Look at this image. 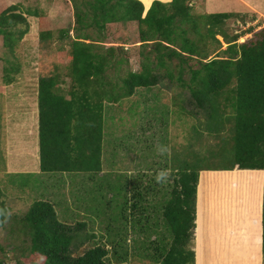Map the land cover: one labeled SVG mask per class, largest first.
Listing matches in <instances>:
<instances>
[{"label": "trees", "instance_id": "16d2710c", "mask_svg": "<svg viewBox=\"0 0 264 264\" xmlns=\"http://www.w3.org/2000/svg\"><path fill=\"white\" fill-rule=\"evenodd\" d=\"M159 1L164 0H84L80 3L71 0L74 26L69 39L68 89L59 87L56 76L41 77L36 86L38 168L41 173L74 172L90 176L101 172L104 110L119 106L139 89L150 91L157 80L155 72L160 69L170 79L169 65L175 61L176 81L187 90L195 107L203 111L205 124L219 129L214 126L208 133L219 134L223 130L218 115L221 104L229 110V115L223 117L229 123L227 132L218 136L217 153L212 155L217 158L220 154H229L231 163L212 169H194L186 161L175 164V177L169 191L162 195L159 208L166 232L159 239L149 240L146 233L150 230L146 225H139L144 223L143 219L132 222L138 233L146 234L145 250H150L152 255L147 253L144 258L149 263L193 264L191 243L198 172L234 167L264 170V26L255 32L253 27H248L239 34L228 35L223 23L231 19L245 23L244 14L192 15L190 4L201 0ZM143 7L148 9L143 12ZM16 10L17 6L11 5L0 12L1 44L9 56L14 55L15 46L28 27ZM115 23L135 24L141 49L138 71L120 68L122 64L127 65L121 57L122 49L100 45L105 39V26ZM248 33H252L249 39L237 42L241 34ZM67 34V30H59L58 39L69 38ZM216 35L225 44L222 50ZM49 36V32L39 34L40 39ZM189 61L194 66H188ZM183 67L188 73L186 81L181 78ZM3 70L7 74L18 69L10 65ZM3 82L8 85L11 78L5 75ZM220 142L224 145L218 148ZM132 196L138 200L132 203L133 208L141 196L138 192ZM8 218L12 226L9 231L24 236L21 242L25 246L17 250L25 254L28 264H112L107 259L109 253L110 258L118 259L110 260L120 264L127 257V251L119 249L121 246L114 239L109 240L115 247L113 251L109 249L111 252L98 245L74 256L83 240L93 235L79 236L76 230L84 224L77 223L76 228H71L60 222L46 202L34 201L21 217L10 218L0 200V227ZM261 254L264 263V195Z\"/></svg>", "mask_w": 264, "mask_h": 264}, {"label": "rangeland", "instance_id": "374dc122", "mask_svg": "<svg viewBox=\"0 0 264 264\" xmlns=\"http://www.w3.org/2000/svg\"><path fill=\"white\" fill-rule=\"evenodd\" d=\"M199 3L190 4L192 15L212 14ZM11 5L17 6L15 12L22 14L28 27L17 42L13 56L2 47L0 38V200L4 208L10 218L21 217L34 201L46 202L60 222L71 228H76L77 223L84 224L76 230L79 236L93 235L83 240L74 256L98 245L113 251L115 247L109 240L114 239L117 246H121L119 249L127 251L125 262L120 264H151L144 258L147 253L152 255L150 250H145L144 236L149 234L151 241L166 233L159 208L162 195L169 191L175 177V164L186 161L194 169H212L231 163L229 154H220L217 158L212 155L217 153L218 136L227 132L229 123L223 117L229 115V110L221 104L218 115L223 130L219 134L208 133V129L216 125L205 124L203 111L195 107L187 90L176 81L178 68L174 61L169 65L170 79L165 70L160 69L155 72L157 80L150 91L139 89L119 106L104 110L101 172L90 176L74 172L13 173V169L18 170L17 142L32 143L35 137L38 79L56 76L59 87L68 89L69 39L73 35L74 17L71 0H0V12ZM146 8L143 7V12ZM245 16V23L239 19L226 20L223 30L234 35L248 27H253L255 32L264 26V19L255 21V17ZM59 30H67L69 38L59 40ZM41 32H49L50 36L40 39ZM103 34L105 39L101 46L124 51L121 57L127 65L122 64L120 68L138 71L141 49L135 24H109ZM251 36L252 33L241 34L237 42L242 43ZM187 37L192 38V34ZM215 38L221 50L224 49L221 37L216 35ZM206 45L210 48L207 41ZM10 65L18 69L16 73L4 72L3 69ZM188 66H194V62L189 61ZM5 75L11 78L8 85L3 82ZM181 78L188 79L186 69ZM223 142L218 148L223 147ZM161 171L168 175L157 181L156 176ZM137 192L140 202L132 208V203L138 201L132 195L137 196ZM139 219L144 223H139ZM133 220L146 225L149 233H138ZM10 222L8 218L0 227V264H28L25 254L17 250L25 246L21 242L24 236L10 232ZM110 255L107 259L114 264L110 259H118Z\"/></svg>", "mask_w": 264, "mask_h": 264}, {"label": "crops", "instance_id": "0c3cea01", "mask_svg": "<svg viewBox=\"0 0 264 264\" xmlns=\"http://www.w3.org/2000/svg\"><path fill=\"white\" fill-rule=\"evenodd\" d=\"M198 2L208 8V13L244 14L255 17V21L264 19V0ZM30 142H17L19 152L15 155L19 171L13 169V173L39 171L37 126ZM263 186L264 170L234 167L198 172L191 243L193 264H264L261 254Z\"/></svg>", "mask_w": 264, "mask_h": 264}, {"label": "clouds", "instance_id": "9594fccd", "mask_svg": "<svg viewBox=\"0 0 264 264\" xmlns=\"http://www.w3.org/2000/svg\"><path fill=\"white\" fill-rule=\"evenodd\" d=\"M151 4V3H150ZM161 151H163V149H161ZM168 175V173L166 171H161L157 174L156 179L157 181H161L164 180L166 178V176Z\"/></svg>", "mask_w": 264, "mask_h": 264}, {"label": "water", "instance_id": "95a60500", "mask_svg": "<svg viewBox=\"0 0 264 264\" xmlns=\"http://www.w3.org/2000/svg\"><path fill=\"white\" fill-rule=\"evenodd\" d=\"M148 7H149V6H148ZM148 7L146 8V10L148 9ZM146 10H145V11H146Z\"/></svg>", "mask_w": 264, "mask_h": 264}]
</instances>
